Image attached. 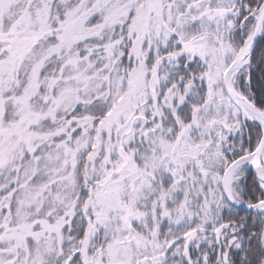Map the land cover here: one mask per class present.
Masks as SVG:
<instances>
[{"label": "snow or ice", "instance_id": "obj_1", "mask_svg": "<svg viewBox=\"0 0 264 264\" xmlns=\"http://www.w3.org/2000/svg\"><path fill=\"white\" fill-rule=\"evenodd\" d=\"M0 264H264V0H0Z\"/></svg>", "mask_w": 264, "mask_h": 264}]
</instances>
